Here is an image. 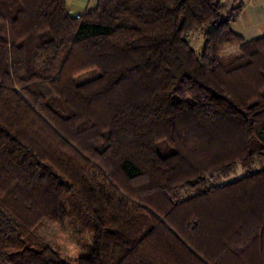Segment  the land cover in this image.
<instances>
[{"label": "trees", "instance_id": "16d2710c", "mask_svg": "<svg viewBox=\"0 0 264 264\" xmlns=\"http://www.w3.org/2000/svg\"><path fill=\"white\" fill-rule=\"evenodd\" d=\"M243 2L0 0V264H70L45 221L76 264H264V33L232 30Z\"/></svg>", "mask_w": 264, "mask_h": 264}, {"label": "crops", "instance_id": "0c3cea01", "mask_svg": "<svg viewBox=\"0 0 264 264\" xmlns=\"http://www.w3.org/2000/svg\"><path fill=\"white\" fill-rule=\"evenodd\" d=\"M70 11L88 12V0H66ZM231 28L244 38L264 33V0H244L231 21Z\"/></svg>", "mask_w": 264, "mask_h": 264}, {"label": "rangeland", "instance_id": "374dc122", "mask_svg": "<svg viewBox=\"0 0 264 264\" xmlns=\"http://www.w3.org/2000/svg\"><path fill=\"white\" fill-rule=\"evenodd\" d=\"M190 42L194 47H199L202 37L200 29L195 30L193 33L189 35ZM235 49L234 44H228L224 47L223 51H229ZM96 73V70H86L81 73H79L76 76L77 80L85 79L88 77L93 76ZM255 165H258V162H255ZM240 169L236 168V171L228 178H232L240 173ZM54 231L56 237L58 238L59 242L63 245V256L70 264H76V247L73 244L72 240L70 239L68 233L66 231H63L58 228V226L51 222V221H45L44 224L41 226V231Z\"/></svg>", "mask_w": 264, "mask_h": 264}]
</instances>
